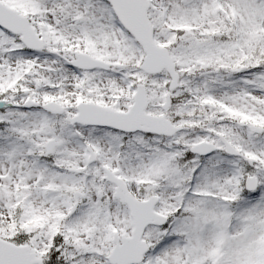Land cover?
Returning <instances> with one entry per match:
<instances>
[{
  "label": "snow or ice",
  "instance_id": "obj_1",
  "mask_svg": "<svg viewBox=\"0 0 264 264\" xmlns=\"http://www.w3.org/2000/svg\"><path fill=\"white\" fill-rule=\"evenodd\" d=\"M0 264H264V0H0Z\"/></svg>",
  "mask_w": 264,
  "mask_h": 264
}]
</instances>
